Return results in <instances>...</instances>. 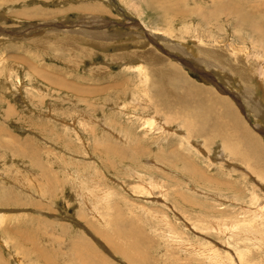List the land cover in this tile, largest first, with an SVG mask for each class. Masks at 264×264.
Segmentation results:
<instances>
[{
  "label": "rangeland",
  "instance_id": "1",
  "mask_svg": "<svg viewBox=\"0 0 264 264\" xmlns=\"http://www.w3.org/2000/svg\"><path fill=\"white\" fill-rule=\"evenodd\" d=\"M262 71L264 0H0V264H264Z\"/></svg>",
  "mask_w": 264,
  "mask_h": 264
},
{
  "label": "bare ground",
  "instance_id": "2",
  "mask_svg": "<svg viewBox=\"0 0 264 264\" xmlns=\"http://www.w3.org/2000/svg\"><path fill=\"white\" fill-rule=\"evenodd\" d=\"M64 9V8H63ZM84 13V12H83ZM231 51V50H230ZM235 53V52H234ZM150 57V56H149ZM151 58V57H150ZM151 59H153V58H151ZM140 67V68H139ZM131 68V72H133V74L134 73H137V72H140V74H141V79H140V82H143L145 85H148L149 83H150V78H149V76H147L146 74H144V71H143V69H142V67H141V65H139L138 67H130ZM139 68V69H138ZM176 69V68H175ZM174 72V71H173ZM176 73L177 72H179L178 71V69L175 71ZM175 72L173 73V74H175ZM176 75V74H175ZM261 75H262V77H263V79H264V72L262 71L261 72ZM134 76V75H133ZM264 84V83H263ZM257 85V84H256ZM260 85L262 86V83L260 82ZM189 87V86H188ZM189 92H190V90H188ZM203 91V90H202ZM202 91L201 92H198V89H195L194 90V96L195 97H200L198 100H196V102H194V103H200V104H203L204 105V107H206V115H208V117H209V120H212V121H215V126L214 127H211V128H217V130H219V133L221 134L223 131H224V129L226 128V126H225V119H226V117H222V114H224V112H221V109L223 108V107H225V109H226V111L228 112L229 111V109H228V107H227V105L228 104H226L225 102H219V100L217 99V97H208L207 95H204V93H202ZM258 91H259V89H258ZM184 94H188L187 93V91L184 89ZM200 93V94H199ZM95 94V93H94ZM189 95V94H188ZM201 99H202V101H201ZM185 100V99H184ZM192 101V100H191ZM188 102V101H187ZM222 105V106H220L221 108H216L217 107V105ZM188 105V104H187ZM194 105V104H193ZM218 105V106H219ZM191 106V105H190ZM196 106V105H195ZM197 107H199V105L197 106ZM194 108V107H193ZM192 108V109H193ZM200 108V107H199ZM199 108H194L195 109V111H196V116H201V114L203 113V111H202V113H201V111H200V109ZM153 109H154V107H153ZM203 110V109H202ZM189 111H190V109H189ZM192 111V110H191ZM190 111V112H191ZM194 111V112H195ZM205 112V111H204ZM9 114V113H8ZM188 115H190L189 113H188ZM187 115V116H188ZM178 117V116H177ZM193 117H195V116H193ZM206 117V116H205ZM197 118V117H196ZM179 119H181V118H179ZM194 121V120H193ZM165 122V121H164ZM167 122V121H166ZM168 123V122H167ZM185 123H186V121H185ZM188 123H190L191 124V122L190 121H188ZM169 124V123H168ZM187 124V123H186ZM152 125H154V123H152ZM151 125V126H152ZM193 125V124H192ZM195 125V124H194ZM184 127H186V128H189L190 127V125H188V126H186V125H184ZM183 127V128H184ZM187 131H188V133H189V129H187ZM216 132V131H215ZM219 134V135H220ZM218 135V134H217ZM224 135V134H223ZM226 135V134H225ZM208 144V143H207ZM29 256V255H28ZM31 259V258H30Z\"/></svg>",
  "mask_w": 264,
  "mask_h": 264
}]
</instances>
